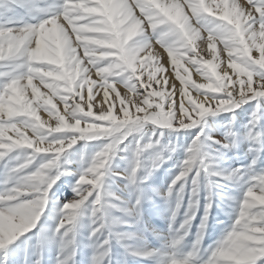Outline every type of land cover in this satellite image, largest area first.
Segmentation results:
<instances>
[{
    "label": "snow or ice",
    "instance_id": "obj_1",
    "mask_svg": "<svg viewBox=\"0 0 264 264\" xmlns=\"http://www.w3.org/2000/svg\"><path fill=\"white\" fill-rule=\"evenodd\" d=\"M7 2L24 7L28 0ZM42 3L43 7L33 9L40 15L32 17L35 23H0V264H7L8 246L37 225L57 181L74 175L67 153L77 143L110 140L90 160L81 155L83 169L71 187L73 198L57 210L52 230L60 245L56 264H75V249L67 255L65 249L74 243V222L82 206L93 225L90 240L110 227L105 223L106 209L114 206L104 202L106 170L117 146L141 125L151 122L184 130L198 125L206 115L234 111L251 101L257 102L253 113H258L264 100V0H244L243 5L236 0ZM0 9L9 10L2 0ZM225 62L227 68L218 71ZM192 71L204 82H193ZM41 112L47 120L41 119ZM253 129L248 136L255 140L261 133ZM153 135L155 140L143 146L136 140L127 177L131 184L137 183L140 154L160 144V136ZM199 139L198 135L195 140ZM209 140L224 149L230 146L227 141ZM194 160L190 145L164 194L167 199L179 185L176 210ZM257 160L254 156L249 170ZM160 163L157 153L152 167ZM199 164L191 181L186 218L175 230L184 231L173 238V248L188 234L186 226L195 217L197 205L192 198L197 195L200 171L219 175L210 172L203 160ZM139 204L137 198L131 209L122 211L129 216L135 213L139 220ZM210 208L209 201L201 232ZM176 210L171 213L173 219ZM111 235L93 241L90 264H111ZM200 240L198 235L197 245ZM195 255L189 252L171 264H190ZM34 264H42L39 252ZM203 264H264V172H253L248 178L229 230Z\"/></svg>",
    "mask_w": 264,
    "mask_h": 264
},
{
    "label": "rangeland",
    "instance_id": "obj_2",
    "mask_svg": "<svg viewBox=\"0 0 264 264\" xmlns=\"http://www.w3.org/2000/svg\"><path fill=\"white\" fill-rule=\"evenodd\" d=\"M2 2L9 10L0 9V23L6 21L14 24L35 23L32 17L40 18V15L33 9L43 7L42 0H28L24 7L10 4L7 0ZM47 2L51 3L52 0ZM236 2L243 5L244 0ZM218 48H222V45H218ZM161 51L163 52V49ZM164 56H167L166 52ZM205 58L210 57L205 54ZM220 68L218 71L226 69L227 63ZM174 70V67L170 69ZM179 70L183 73V67ZM228 71L231 75L232 70ZM191 75L193 82H204L194 71ZM176 83L179 85L178 80ZM259 103L258 113H253L257 102L251 101L234 111L206 115L198 125L184 130L160 128L151 122L141 125L138 131L130 134L123 144L117 146L106 170L102 184V190L106 193L104 202L114 206L106 209L105 223L110 227H106L102 234H98V239L90 240L89 233L93 225L87 210L82 206L74 222V243L65 249V255L74 248L75 264H90L94 254L93 241L98 243L111 233L109 245L111 264H171L173 260L182 261L189 252L196 253L190 264H203L210 251L224 239L229 230L248 178L253 172H264V100ZM254 115L259 117L258 121L253 118ZM52 123L54 125L55 121ZM253 126L254 132L261 133L255 140L248 136L249 129ZM154 132L160 136V144L140 154V167L135 176L137 183L131 184L127 177L133 167L136 140L138 139L143 146L155 140ZM198 135L200 139L195 140ZM209 137L227 141L230 146L227 149L221 148L213 144ZM108 143L110 140L102 137L89 142H79L69 150L67 159L70 170H75L72 171L74 175L63 176L57 181L50 193L46 211L37 225L8 246L7 264H34L38 252L42 264H56L60 245L53 236L51 238L52 233L48 234L53 227L52 221L58 217V208L73 198L71 187L83 169L81 155L85 160H90ZM233 143L234 146H231ZM190 145L196 153V160L193 161L192 170L184 178L185 188L180 193L181 207L176 210L175 192L179 191V185L172 196L166 199L164 194L178 173L180 164L185 160L186 149ZM90 149H94L92 156ZM157 153L162 163L153 168L152 162ZM254 156L258 157L257 164L254 169L249 170ZM201 160L209 166L210 172H217L219 175L211 176L200 171L197 177V195L192 198L197 205L195 217L186 226L188 234L173 248V238L182 235L184 231L176 233L175 230L186 218L185 212L188 210L192 189L191 181L195 171L200 167ZM237 169L240 170L239 173H236ZM233 173L235 175H231ZM237 176H243L244 179L237 180ZM137 198L140 200L139 220L136 219L135 213L129 216L122 211L131 209ZM209 201L211 208L207 220L204 221L206 227L201 232L199 226L204 216L205 205ZM173 210L177 211L175 219L171 216ZM198 235L201 236L199 245L196 244ZM116 236L125 238L117 240ZM67 239L65 238L66 241ZM132 252L141 255L133 256L130 254Z\"/></svg>",
    "mask_w": 264,
    "mask_h": 264
},
{
    "label": "bare ground",
    "instance_id": "obj_3",
    "mask_svg": "<svg viewBox=\"0 0 264 264\" xmlns=\"http://www.w3.org/2000/svg\"><path fill=\"white\" fill-rule=\"evenodd\" d=\"M221 69V68H220ZM221 72H222V70H220ZM229 72V71H228ZM121 92L123 91L122 89H119ZM110 100H111V97H110ZM62 111V110H61ZM40 116H41V119L42 120H47L48 119V117L45 115V114H42V113H40L39 114ZM90 152H91V156L94 154V149H90ZM73 172H75V170H72ZM56 219H58V217H55V219L52 221V225H53V227L52 228H50V232L48 233V234H50V233H52L51 234V238H52V236H53V229H54V227H55V221H56ZM153 233H155L154 231H153ZM50 239V238H49Z\"/></svg>",
    "mask_w": 264,
    "mask_h": 264
}]
</instances>
